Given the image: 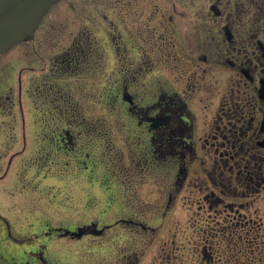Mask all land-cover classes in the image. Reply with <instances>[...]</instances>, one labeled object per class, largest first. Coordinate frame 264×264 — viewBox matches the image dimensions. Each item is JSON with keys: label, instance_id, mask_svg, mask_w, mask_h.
<instances>
[{"label": "rangeland", "instance_id": "1", "mask_svg": "<svg viewBox=\"0 0 264 264\" xmlns=\"http://www.w3.org/2000/svg\"><path fill=\"white\" fill-rule=\"evenodd\" d=\"M115 12L109 0H69L38 34L37 40L44 46H39V55L32 54L27 45L5 58L17 71L37 66L40 56L49 62L69 49L80 27L83 37L90 31L91 45L101 53L96 58V74L80 77L82 92H73L75 82L65 75H33L37 85L43 81L48 82L45 87L55 84L57 90L70 91L71 99L80 101L79 119L91 123L94 133L87 137L94 145L89 150L91 173L75 177L73 159L43 140V132L48 130L43 128L44 122L60 119V108L40 103L43 93L34 92L30 97V92H23L20 98L14 92L12 111L0 114L1 123L15 126L0 129V264L20 263L41 244L46 245L53 264H264V225L243 221L237 231L229 230L235 216L228 219L229 211L223 205L212 208L204 200L211 190L204 184L206 165L197 162L191 167L189 180L167 207L176 165L148 161L146 139L140 135L141 146L131 132L135 124L118 92H113V98L106 92L109 70L119 66L107 51L108 16ZM114 31L117 36L119 31ZM133 34L129 31L127 39L133 40ZM134 42L139 43L140 51L145 48L142 40ZM128 49L131 52L132 45ZM27 75L25 69L24 79ZM88 86L92 92H83ZM49 127L55 130L56 124ZM248 207L244 210L248 217L264 216V201L258 208L252 203ZM123 218H134L149 227L118 223ZM92 223L112 227L102 235L82 238L46 234L49 229L77 230Z\"/></svg>", "mask_w": 264, "mask_h": 264}, {"label": "flooded vegetation", "instance_id": "2", "mask_svg": "<svg viewBox=\"0 0 264 264\" xmlns=\"http://www.w3.org/2000/svg\"><path fill=\"white\" fill-rule=\"evenodd\" d=\"M109 3L116 12L108 16L107 51L119 66L109 70L106 92H110V98L114 97L113 92H118L120 103L135 124L131 132L141 146L140 135L146 139L148 161H172L176 165L167 207L189 180L191 167L200 162L206 165L204 184L211 189L204 200L212 208L223 205L229 211L228 219L235 216L229 230L237 231L243 221L259 222L262 228L264 216L253 219L244 210L251 203L257 207L264 201V0H109ZM115 17L119 25L115 24ZM41 25L42 22L39 28ZM39 28L32 40L18 44L28 45L36 55L39 46L44 47L37 40ZM114 28L119 31L117 36ZM129 31L134 33L131 41L127 39ZM81 32L82 27L61 55L49 62L40 56L37 66L19 71L5 59L18 45L0 54V114L7 109L12 111L14 92H19L20 98L23 92H30V97L34 92L43 93L44 98L39 99L42 105L60 108L57 115L60 119L54 118L50 123L56 124L55 130L51 131L50 124L44 122L43 128L48 130H44L43 140L64 157L73 159L77 178L92 170L89 150L94 145L87 138L94 134L91 123L79 119L80 101L72 100L70 91L57 90L52 83L45 87L46 81L37 85L33 75H65L75 82L73 92H82L80 77L96 74V58L101 53H96L91 45L90 31L85 37ZM135 40H142L145 48L140 51ZM128 45H132L131 52ZM88 87L83 92H92L91 86ZM19 103L23 104L21 99ZM21 110L24 113L23 107ZM1 126L15 129L5 121L0 122V129ZM12 161L10 156L9 164ZM122 222L149 227L134 218H123L118 223ZM57 229L46 231L47 236L54 233L65 236ZM66 236L75 238L72 234ZM40 246L17 264H53L46 245Z\"/></svg>", "mask_w": 264, "mask_h": 264}, {"label": "water", "instance_id": "3", "mask_svg": "<svg viewBox=\"0 0 264 264\" xmlns=\"http://www.w3.org/2000/svg\"><path fill=\"white\" fill-rule=\"evenodd\" d=\"M60 0H0V53L8 51L14 45L31 40L39 27L42 18L51 7ZM69 0L57 3L44 17L38 34L54 18ZM27 46L21 44L10 52L8 56ZM61 230V229H60ZM86 231L100 234L104 229H99L97 224L80 227L77 231L66 230L64 234L82 237Z\"/></svg>", "mask_w": 264, "mask_h": 264}]
</instances>
